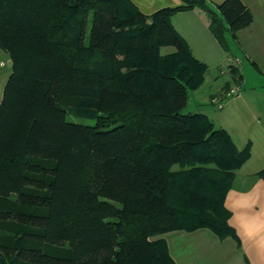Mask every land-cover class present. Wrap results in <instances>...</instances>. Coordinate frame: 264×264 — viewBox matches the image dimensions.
<instances>
[{
  "label": "trees",
  "instance_id": "trees-1",
  "mask_svg": "<svg viewBox=\"0 0 264 264\" xmlns=\"http://www.w3.org/2000/svg\"><path fill=\"white\" fill-rule=\"evenodd\" d=\"M182 1L145 15L131 0H0V264H176L166 233L238 240L225 199L251 144L184 113L208 67L172 18L203 12L228 51L253 14Z\"/></svg>",
  "mask_w": 264,
  "mask_h": 264
},
{
  "label": "crops",
  "instance_id": "crops-1",
  "mask_svg": "<svg viewBox=\"0 0 264 264\" xmlns=\"http://www.w3.org/2000/svg\"><path fill=\"white\" fill-rule=\"evenodd\" d=\"M145 15L164 8L183 5L182 0H131ZM213 6L225 0H209ZM253 14V22L240 30L235 43L239 50L261 76L248 78L250 71L242 58L226 51L211 33L206 15L197 10L175 14L172 23L186 41L193 55L207 65L205 74L215 87L210 100L219 96L226 87H240V94L226 101L224 110L214 119L217 127L226 129L237 148L251 144L250 159L236 172L225 206L231 211L230 225L238 240L219 238L213 231L201 228L192 232L177 230L164 234L169 251L176 264H264V0H241ZM232 39V38H231ZM230 40V39H229ZM231 54L233 65L221 67L224 82L214 78L209 66L214 59L222 58V52ZM10 64V69L7 68ZM12 63L0 55V102L11 75ZM234 72L242 76L240 85ZM213 78V79H212ZM205 83V80H204ZM204 85V84H203ZM213 89V88H212ZM217 121V123H216Z\"/></svg>",
  "mask_w": 264,
  "mask_h": 264
},
{
  "label": "rangeland",
  "instance_id": "rangeland-1",
  "mask_svg": "<svg viewBox=\"0 0 264 264\" xmlns=\"http://www.w3.org/2000/svg\"><path fill=\"white\" fill-rule=\"evenodd\" d=\"M228 45L233 49L234 55L238 56L241 59L242 58L244 59V61H245L244 65H246L248 67L247 71H250L247 73L248 74L247 77L248 78L250 77L253 79L258 77V79H259V77H261V76L258 74V72L254 68V66L248 60H246V58H244V56L242 55L241 52H239V50H237V52H235L236 46H235L233 39H231L230 37H228ZM172 50H173L172 48H165V49H163V52L167 53V52H171ZM0 55L3 58H7L11 61L10 55L8 54V52L6 50H4V49L0 50ZM11 63H12V61H11ZM230 65H233L232 56H231V54H228V53L226 54L223 51L222 52V58L220 59V58L216 57V59H214L213 63L209 66V69H210V72L212 73L213 77L215 79L219 78L220 82H221L224 80V76L221 74L220 68L221 67H228ZM7 68L8 69L11 68L10 64H8ZM208 77L209 76H206L205 83L201 88H199L197 90H191L190 91L188 105H187L186 109L184 110V113H188V112L203 113L212 122H214L213 118L217 119V116L222 115V114L224 115V113H221L224 109L215 108L213 106V104L211 103L210 92H213L215 90V87H214V85L213 86L211 85L212 81H210ZM228 89H229V87H226V89H224L223 91H227ZM69 120L76 122V123H81V124H88V125H94L95 124V120L76 118L73 116H69ZM216 123H217V121H216Z\"/></svg>",
  "mask_w": 264,
  "mask_h": 264
},
{
  "label": "built area",
  "instance_id": "built-area-1",
  "mask_svg": "<svg viewBox=\"0 0 264 264\" xmlns=\"http://www.w3.org/2000/svg\"><path fill=\"white\" fill-rule=\"evenodd\" d=\"M240 94V87L235 86L229 88L227 91H223L219 96L213 99L218 109H223L228 99L236 97Z\"/></svg>",
  "mask_w": 264,
  "mask_h": 264
}]
</instances>
